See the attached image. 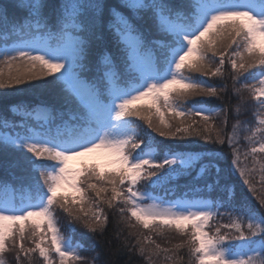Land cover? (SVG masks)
Returning <instances> with one entry per match:
<instances>
[{
  "label": "snow or ice",
  "instance_id": "snow-or-ice-1",
  "mask_svg": "<svg viewBox=\"0 0 264 264\" xmlns=\"http://www.w3.org/2000/svg\"><path fill=\"white\" fill-rule=\"evenodd\" d=\"M89 251L264 264V0H0V264Z\"/></svg>",
  "mask_w": 264,
  "mask_h": 264
},
{
  "label": "trees",
  "instance_id": "trees-1",
  "mask_svg": "<svg viewBox=\"0 0 264 264\" xmlns=\"http://www.w3.org/2000/svg\"><path fill=\"white\" fill-rule=\"evenodd\" d=\"M218 103L219 102H215L212 106H218ZM233 103H234V101H233ZM249 118L250 117L247 114L242 116V117H240V119H245V120L249 119ZM234 121H235V116L233 114V119L229 121V124L234 123ZM241 144H242V150H243V147H244L243 141L241 142ZM255 180H256V182H257V184L259 186V184H260V175H259V173H257L255 175ZM238 191H241L244 196H246L249 200H252V202L255 203V200L253 199L252 195L246 189H243V188H241V186L238 185ZM221 211H227V210L226 209H221ZM223 220H225V222L228 221L227 218L222 219V221ZM82 231H83V229H80L78 231V233H77V236H79V232H82ZM94 243H96V241L92 237H88L86 240L83 241V244L85 245V247H88V248H91V246ZM87 253H89L91 255H94V253H92L91 251H89Z\"/></svg>",
  "mask_w": 264,
  "mask_h": 264
},
{
  "label": "rangeland",
  "instance_id": "rangeland-1",
  "mask_svg": "<svg viewBox=\"0 0 264 264\" xmlns=\"http://www.w3.org/2000/svg\"><path fill=\"white\" fill-rule=\"evenodd\" d=\"M83 158H81V159H77V160H74V161H72V162H70L71 163V165L72 166H74V167H79L80 166V164H81V160H82ZM60 219H61V223L63 224V223H65V220H64V217L63 216H61L60 217ZM222 223H227V222H225V220H223V221H221ZM85 255L88 257V259H89V264H91V257H92V255L91 254H89V253H85ZM7 259H8V261H9V264H12V262H11V257H7Z\"/></svg>",
  "mask_w": 264,
  "mask_h": 264
}]
</instances>
